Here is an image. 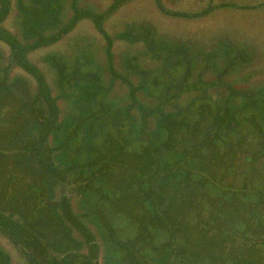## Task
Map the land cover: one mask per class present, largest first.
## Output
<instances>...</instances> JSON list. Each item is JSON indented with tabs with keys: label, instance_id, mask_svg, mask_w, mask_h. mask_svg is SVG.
Returning <instances> with one entry per match:
<instances>
[{
	"label": "rangeland",
	"instance_id": "obj_1",
	"mask_svg": "<svg viewBox=\"0 0 264 264\" xmlns=\"http://www.w3.org/2000/svg\"><path fill=\"white\" fill-rule=\"evenodd\" d=\"M73 1L79 9L97 14L108 11L115 3L114 0H57L61 6L59 22L53 29L46 31V36L60 31L71 20ZM10 2L11 12L2 24L3 28L16 36L23 45L32 43L33 40L24 34L26 18L17 7V0ZM37 19L39 22V18ZM77 24L73 31L56 44L30 52L28 62L42 72L46 83L51 87L52 97H65L71 91L81 99L88 97L87 92L83 97V90L91 88V83L97 79L98 86L107 87V92L108 89L111 92L112 88L111 94L114 92L113 97L107 93L108 106L112 102L115 108V103L120 101L119 104L122 105L119 108L126 107L125 102L130 103L129 90L120 81H112L105 54L107 40L91 20L83 19ZM102 25L108 38L112 40L114 68L129 79L132 85L146 84L148 78L152 79L165 70L170 71L163 76L173 80L167 85V90V86H164L166 96H173L178 91L183 93L175 102L176 105H168L162 115L179 114L195 101L191 110L189 108L184 111V115L191 114L202 100L217 102L220 111L224 108L237 113L241 106L254 107L251 101L255 94L261 95L264 105V0H131L110 15ZM10 51L11 48L0 41V73L5 72V82L6 85L9 84L8 89L0 88V205L7 203L9 208L22 210L21 214H30L26 211L31 208L28 198H48L50 191L54 195L53 202L59 198L63 200V196L59 197L60 188L52 184L51 180L41 182L35 177L41 171L38 156L34 161L35 156L27 152L28 148L23 150L25 153L21 156L18 155L17 149H22L18 143L25 138L24 143L31 144L29 134L36 132L34 127L29 126L27 118L30 116V120H42L45 117L42 110L46 111L49 105L44 102L41 105L33 104L35 100L31 99L34 97L46 100L48 95L45 88H40L38 92L39 83L14 65ZM56 68L59 70H55ZM175 73L177 75L174 77ZM72 77L74 80L79 79L75 83L76 90L72 89ZM166 79L159 77L158 81L164 83ZM190 87L196 88L188 91ZM142 93H138L139 99L147 107L153 108L157 100ZM73 103L72 100L60 103V122L80 115L78 103ZM133 114L139 117L136 111ZM116 119L120 121L123 117L117 115ZM156 120L157 117L150 119L151 130L156 127ZM104 131L105 129L102 133ZM52 142L53 139H50V145ZM106 143L100 140L97 142V151L103 157L100 168L107 172V176L110 175L108 178H113L112 182L106 181L111 193L104 204L115 213L113 217L117 218L119 229H123L116 233L118 236H123L125 229L136 235L137 223L141 225L144 222V229L151 225V220L144 212L148 203L145 200L146 194L142 192V184L152 187L153 180L144 176L145 174L140 175L144 164L139 157L129 156L124 150L117 153L116 144ZM112 150L117 159L113 160L115 162H109L108 159L107 154ZM140 153L137 151V155ZM44 155L49 156L47 151ZM41 157H44L43 154ZM70 157L74 159L73 155ZM44 166L46 170L51 168L49 164ZM257 169L261 174L259 177ZM253 170L251 167L247 170L251 179L245 183L259 184L262 187L264 160ZM50 184L53 186L48 188ZM177 187L182 193L181 185L178 184ZM123 189L125 191L121 192ZM67 190L69 191V187ZM123 193L125 194L122 195ZM177 195L170 197L166 190L162 197L167 204L171 199L176 203L170 206L172 209L169 215L172 212L175 215L172 223L179 228L177 250L186 264H264V202L258 207H251L229 199L223 208H219L205 194L202 197L188 198L182 193L179 199ZM116 197L120 198L114 201ZM72 198L69 203L75 213L82 212L78 208L80 197ZM13 200H24V204L11 202ZM192 202L194 213L190 211L187 213L189 217H181V224L178 226L177 217L182 215V210H187L186 204ZM92 205L91 202L90 205H85L90 214L94 212ZM205 210L211 213L206 212L204 215ZM0 214L5 215L1 211ZM16 216L14 220L25 225L24 227L33 221L31 214L24 221L19 219V214ZM77 217L79 219L81 216ZM204 217L207 219H203ZM3 224L0 219L1 227ZM90 227L97 235L91 224ZM38 228L40 231L44 227L39 225ZM38 233L46 240L48 234L42 230ZM56 233L49 235L58 240L49 248L52 256L56 254L55 248L59 247L62 239H65V248H69V252L75 249H70L74 247L72 235H77L73 228L71 234L66 227ZM8 239L9 237L0 233V249L9 255L11 264H26L20 249ZM147 244L151 246L153 241L149 239ZM79 245L75 251L88 255L87 245ZM158 246L157 252L162 253L165 246ZM103 253L104 248H101L100 264L104 263Z\"/></svg>",
	"mask_w": 264,
	"mask_h": 264
},
{
	"label": "trees",
	"instance_id": "obj_2",
	"mask_svg": "<svg viewBox=\"0 0 264 264\" xmlns=\"http://www.w3.org/2000/svg\"><path fill=\"white\" fill-rule=\"evenodd\" d=\"M114 1L113 6L101 14L79 9L73 1L71 20L60 31L46 36V31L53 29V26H57L59 22L61 6L57 0H17V7L26 18L24 33L26 31L29 37L37 38L35 42L23 45L16 36L3 28L2 24L11 12V2L0 0V41L11 48L14 65L35 78L37 84L39 83L38 92L44 87L48 95L46 100L43 98L49 105L46 111L42 110L45 117L42 120H30L28 115L29 126L36 129L35 133L29 134L31 144L24 143L25 138H23L18 143L22 149H17V152L21 156L25 153L23 150L28 148L27 152L35 156L34 161L38 156L37 161L41 171L35 177L41 182L51 180L52 184L60 188L61 197L63 196V200L57 203L49 202L45 197H37L35 194L34 198H28L31 201L29 205L31 208L26 211L33 217V221L26 226L28 229L14 220V217L19 214L22 218L19 219L24 221L30 214L25 212L21 214L22 210L9 208L7 203L0 205L1 212L8 215L0 214V219L4 222L2 227L0 225V233L9 237L10 241L20 249L26 264H100L101 248H104L103 264H186L177 250L179 228L172 223L175 215L173 212L169 215L172 209L170 206L175 201L171 199L168 204L164 201L162 196L166 194V190L170 197L178 194V199L181 198L182 193L188 198L202 197L205 194L211 201L214 200L219 208H223L229 199L249 204L251 207H258L264 202V184L261 187L259 184L245 183L251 179L247 174L249 167L255 170L262 159L264 160V105L261 102V95L252 96L251 104L254 107L241 106L237 113L224 108L220 111L215 102L202 100L197 103L191 114L184 115V111L189 108L191 110L195 101L191 107L182 110L179 114L162 115L168 105H176L175 102L183 92L178 91L173 96H166L165 90L169 88L167 85L173 80L163 76L170 71H162L152 79L148 78L146 84L140 86L132 85L129 79L116 71L112 40L108 38L102 24L123 4L131 0ZM83 19L91 20L107 40L105 54L110 76L113 82L118 80L128 88L131 107L119 108L122 105L119 104L120 101L114 102L115 108L112 102H109L108 106L106 97L107 93L111 94L112 88L108 87L111 88V92L110 89L107 92V87L97 86L98 80L95 79L97 83L83 90V97L86 92L88 97L81 99L77 94L74 96L76 99L73 101L75 105L78 103L81 113L73 128L70 124L73 119L59 121V107L52 98L51 88L42 72L28 62L27 56L36 49L56 44L73 31L77 23ZM176 75L175 73L174 77ZM159 77L166 79L164 81L166 84L158 81ZM72 80L74 85L72 89L76 90L75 83L79 79ZM5 81V72H2L0 88L8 89L9 85H6ZM68 82L66 83L70 85ZM164 86H167L165 90H163ZM194 88L190 87L188 91H193ZM141 92L157 100L153 108L147 107L139 99L138 93ZM113 96L114 92L110 97ZM134 111L139 117L133 114ZM117 115H122L123 119L117 121ZM152 117H157V120L156 127L151 130L149 123ZM102 128L105 129L104 133ZM50 139H53L52 145L49 143ZM99 140L107 142L106 144L110 142L116 144L117 153L124 150L129 156L139 157L144 164L140 175L145 174L144 176L153 180L152 187L142 184L144 185L142 192L146 194L145 200L148 203L144 212L151 220V225L144 229L142 226L144 222L141 225L137 223L136 235H133V231L129 232L125 229L124 233L122 232L123 236H118L116 233L123 229H119V222L113 217L115 213L104 204L111 193L106 181L112 182L113 178H108L110 175L107 176V172L100 168L103 157L97 151ZM44 150L47 151L48 157H45ZM137 151L141 153L137 155ZM42 154L44 157H41ZM70 155L74 156L73 160ZM107 155L109 162H115L113 150ZM21 158L19 159L22 162ZM44 164H49L51 168L46 170ZM257 174L258 177L261 175L258 169ZM178 184L183 188L182 193L178 190ZM52 186L50 184L48 188ZM122 191L124 192L125 189ZM73 196L80 197L78 208L84 211L82 215H76L71 210L72 205L69 202ZM119 198L116 197L114 201ZM23 201L11 202L24 204ZM90 202L93 204L92 210L95 212L93 214L85 208ZM192 205L193 202L186 204L187 210H182V215L177 217L178 226L181 224V217H189L187 213L190 211L194 213ZM58 208L63 210L62 215L57 213ZM206 212L211 213L205 210L204 215ZM77 216L81 217L78 219ZM90 224L97 235L91 230ZM39 225L44 227L40 231L48 234L47 241L38 233ZM65 227L70 234L72 228L77 233L74 234L75 236L72 235L74 247L70 248L75 249L69 252V248H65V239H62L59 247L55 248L56 254L53 252L55 255L52 256L49 248L58 240L55 237L50 238L49 235H55ZM75 228L79 230L76 231ZM149 239L153 241L151 246L147 244ZM75 241L87 245L88 255L75 251L80 246V243L75 246ZM159 244L165 246L162 253L157 252ZM10 261L9 255L0 249V264H11Z\"/></svg>",
	"mask_w": 264,
	"mask_h": 264
},
{
	"label": "flooded vegetation",
	"instance_id": "obj_3",
	"mask_svg": "<svg viewBox=\"0 0 264 264\" xmlns=\"http://www.w3.org/2000/svg\"><path fill=\"white\" fill-rule=\"evenodd\" d=\"M53 27H55V25L53 26ZM39 29H41L40 27H38ZM26 28L24 27V29H23V31L25 30ZM24 34H27V32L25 31V33ZM28 36V35H27ZM31 38V37H30ZM32 38H34V37H32ZM31 38V39H32ZM36 37L33 39V41L35 42L36 41ZM33 41H32V43H33ZM37 50V49H36ZM35 51V50H34ZM33 52V51H32ZM30 53V52H29ZM183 54H185V51H183ZM185 57H186V55H184ZM35 66V65H34ZM54 67H56V66H54ZM39 69V68H38ZM25 72V71H24ZM28 74V73H27ZM29 75V74H28ZM30 76V75H29ZM32 77V76H31ZM35 79V78H34ZM73 79H74V77H73ZM77 79V78H76ZM37 82V81H36ZM94 83H97L96 81L94 82L93 81V83H91V84H94ZM48 84V83H47ZM98 84H99V82L97 83V86H98ZM7 85H9V84H7ZM75 85H77V84H75ZM49 87H50V85H49ZM99 87H101L100 85H99ZM51 88V87H50ZM104 88V87H103ZM74 90V89H73ZM72 93H68V95L66 96V97H52L55 101H56V104L58 105V107H59V105H60V103H62V102H64V101H70V100H72L73 101V99H75V92L74 91H71ZM69 95H71V97H68ZM230 95H232V92L230 93ZM104 99V98H103ZM31 100H35L34 101V103L33 104H42L43 102L45 103V101L43 100V99H40V98H38L37 99V97H34L33 99H31ZM258 100V99H257ZM213 102H215V101H213ZM246 103H248V102H245V104ZM74 104V103H73ZM215 104H217V102H215ZM125 105H127L128 107H131V104L130 103H128L127 104V102L125 103ZM79 112H80V110H79ZM62 113H61V109L59 108V118H60V115H61ZM68 117V116H67ZM79 117V116H78ZM77 117V115L76 116H74V117H69V118H66V119H73L74 121H71V125L73 126V128H74V126H75V122H76V120H78L79 118ZM59 121H60V119H59ZM59 197H61V194H60V196ZM53 198H54V195L51 193V191H50V193H49V195H48V198H46V199H48L49 200V202H53ZM73 199V198H72ZM60 201V198L56 201V202H53V203H57V202H59ZM73 202V201H72ZM71 210H72V212L74 213V214H76V215H82L83 214V212L84 211H82V212H79V213H75V209L73 208V207H71ZM1 211V210H0ZM63 210H61L60 208H58V211H57V213L59 214V215H62L61 214V212H62ZM17 216H15L14 218H16ZM3 235V234H2ZM7 238V237H6ZM8 241H10V239H8ZM11 242V241H10Z\"/></svg>",
	"mask_w": 264,
	"mask_h": 264
}]
</instances>
